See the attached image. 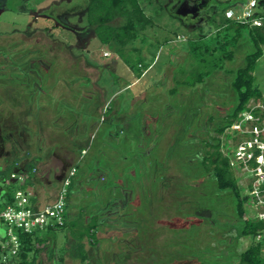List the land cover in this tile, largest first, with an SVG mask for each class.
Here are the masks:
<instances>
[{
    "label": "rangeland",
    "instance_id": "1",
    "mask_svg": "<svg viewBox=\"0 0 264 264\" xmlns=\"http://www.w3.org/2000/svg\"><path fill=\"white\" fill-rule=\"evenodd\" d=\"M237 1L239 3L230 5L234 13H240L249 0L242 4V0ZM255 1L253 13L263 11V0ZM86 2L87 0H0V79L8 78L11 82L21 83L19 93H7V101L1 105L5 108L17 98L20 108L23 109L21 119L29 130L33 124L35 108H39L36 113L41 115L46 107L55 108L57 111L69 109L73 104L69 106L64 101L70 98L67 91L59 92L63 99L61 101L52 94H39L34 90L33 93L29 92L30 100L26 101L21 92L28 78L39 82V77L45 78L49 73L47 68H50V73L54 68L55 74L69 77V74H65L66 69H58V66L52 65L60 63L51 61L48 64L53 58L57 61L83 58L90 63L71 70L77 73L74 76L81 75L79 77L87 81V90L90 88L89 78L93 82L96 79L98 83L92 84V88L97 91L96 94H101L102 104L99 109L103 111L109 103L111 110L103 113L106 119L99 126L95 142H90L91 147L88 148L84 160L86 165H92V162H96L94 158L99 150L104 151L108 157L114 152L126 157L116 164L124 170L119 180L127 183L126 186L129 185L126 192L132 195L128 203L122 201L124 199L121 196L117 200L122 199L124 211L133 216H136V211L142 206L147 222L143 233H136L134 229H128L125 233L119 223L109 225L104 233L98 234L100 240L97 245L92 247L86 243L89 256L84 262L72 255L74 240L70 234L74 230L73 223L72 226L68 223L52 232L46 230L47 252L45 253V249L39 251L35 264H216V261L221 264H234L235 257H222L226 256V253L222 254L225 243L232 242L238 231L229 195L216 191L213 182L207 188L200 179L202 184L200 183L201 191L198 193L210 196H206L204 202H212L214 214L210 221L192 216L189 205L197 200L198 194L195 181H188L191 168L184 161H190V157H184L183 147L191 139L216 135L213 130L215 122L235 102L230 88V69L242 64L243 54L251 46L243 43L241 48L235 49L237 51L232 59L217 63L211 60L206 67L208 73L202 82L192 87L178 84L177 91L173 94L168 90L177 83L175 77H170V69L169 72L166 71L168 65L176 73L181 68H190L193 64V72L184 77L190 79L201 70L196 59L185 55V48L190 39L198 34H205L204 41L212 40L216 26L223 18L222 12L225 8L230 9L227 8L229 5L226 7L225 0H139L144 12L154 21L152 25L144 27L149 31L146 38L151 42L153 62L145 70L140 82L130 88L123 87L113 98L114 90L134 78L133 74L136 73L124 65L111 44L102 43L92 31L86 34ZM113 21L118 23L121 19L116 18ZM54 22L56 30H52ZM253 23L259 24L260 20L254 19ZM165 38L168 40H164ZM156 40L163 41L159 49ZM178 47L184 49L182 56ZM103 50L109 52L108 56L102 55ZM127 55L131 59L137 56L131 51ZM150 62L147 60L146 64ZM43 66L46 73H43ZM253 75L261 94L259 99H250L249 103L254 100L264 104V46L263 55L258 58ZM14 84L16 83L13 82ZM100 87L105 90L101 91ZM3 90L4 85H0V97L5 99L6 91ZM137 92L141 94L132 102L130 97ZM87 93L83 91L84 98ZM93 99H97L95 95ZM46 100L53 102L47 106ZM30 107L34 110H30ZM118 108L122 118L120 122L124 124L121 126L122 133L114 130L115 134L111 135H117V141H114L112 137H105L104 133L110 129L107 119ZM7 124L11 126L14 122L8 121ZM2 133L0 131V152L5 142L2 140ZM57 133L62 136L59 131ZM24 134L25 142L35 133L32 135L27 131ZM219 137L224 140L223 135ZM39 138H46V132H42V129L39 131ZM105 140H111L112 147L106 146ZM139 145L144 147H138ZM137 147L144 154L138 160L135 157ZM221 149L226 151L227 148L222 146ZM98 159L104 165L108 162L100 154ZM63 160L58 167L65 168L69 164L65 158ZM82 161L77 163L79 173L82 169L85 172V163ZM46 167L47 164L42 165L40 171L44 169L45 173ZM99 167L101 169L94 175L92 167H88L91 169L90 174L87 172L81 175L86 182L80 181L79 185L74 183L75 191L72 188L74 192L69 199L68 194L65 197L67 209L74 211L80 218L82 215L85 221L86 217L90 218L92 210L104 206L107 200L114 197L111 195L114 191L110 190L112 184L107 188L108 183H111V179L107 177L110 165ZM232 170L241 191L245 192L246 179L241 175V169L232 165ZM102 171L105 175L107 172V175ZM125 174L127 179H124ZM19 186V181H16L12 189ZM245 206L246 215L250 216L255 212L251 204L246 202ZM83 221H80L81 224ZM6 226V223L0 222V229L4 230ZM236 237L235 250L239 252L253 241L261 239L262 235L254 238Z\"/></svg>",
    "mask_w": 264,
    "mask_h": 264
},
{
    "label": "trees",
    "instance_id": "2",
    "mask_svg": "<svg viewBox=\"0 0 264 264\" xmlns=\"http://www.w3.org/2000/svg\"><path fill=\"white\" fill-rule=\"evenodd\" d=\"M225 2L226 7L236 2L239 3L237 0H225ZM245 2L246 0H242L241 4ZM261 4L263 5V11L252 13L246 20L226 17L224 9L222 12L223 18L219 25L216 26L214 34L212 35V40L204 41L203 38L205 34H198V36L192 37L187 48H185L187 52L185 55L189 56L190 59H196L201 66V70L190 79H185L184 77L189 76V74L193 72V64H191L190 68H181V73L174 72L173 77H175V83L177 84L168 90L173 94L177 91L178 84L192 87L202 82L208 73L206 67L209 66L211 60L217 63L218 61L221 62L223 60L232 59L243 43L251 46V49L243 54L242 64L235 69H230V88L235 96V102L233 106L215 122L213 130L216 135L191 139V141H187V144L183 147V152L185 153L184 157H190V161H184L186 166L191 168V172L189 173L191 177L189 178L188 176V181L206 177V175L209 174V181L215 183L216 191L229 195L238 228L236 236H251L254 238L256 235H262L261 239L253 241L239 252L235 250L236 236L232 242L225 243L222 254L226 253V256L223 255L222 257L226 259L235 257V261H233L234 264H264V219L245 217V203L247 202L248 196L245 192L241 191L240 185L237 183V179L232 170V164L229 160L228 151H223L221 149L222 146H225V141L219 137V135L228 136L225 134V130L232 123L238 112L245 108L246 103L250 99L257 100L261 94L259 86L254 82L253 75L256 62L258 58L263 55L264 0ZM85 9L86 22L97 38L102 43L111 44L122 61L131 70L135 71L137 76H140L143 70L149 66V63H141L142 59L137 53H135L137 54L135 59L129 58L127 55L129 51L132 52V50H136L137 48L133 47V49L129 47V49L128 46L131 42L140 37L144 27L152 25L154 21L150 15L144 12L142 6L139 4V0H87ZM116 18H120L121 21L114 23L113 20ZM254 19H259L260 23H253ZM164 40H168V38ZM126 47L128 49H126ZM235 49L237 50L235 51ZM34 68L36 69V66ZM42 68L44 69L43 73H46L44 72L46 68L44 66ZM47 70H49V73H47L45 78L39 77V83L35 82L32 78H28V82L25 85L22 84L24 85L23 95L28 101L30 100L28 95L30 94L29 92L32 86H36L40 89L43 88L42 86H45V79L48 75L52 74V71L50 73V68H47ZM53 71H56V69L53 68ZM36 72L38 73V71ZM105 110L104 113L111 110L109 103L106 105ZM97 118L99 119V116H97ZM14 119V117H7L6 119V116L0 114V131L3 132V141L10 135L14 137L13 125L8 126L7 124L8 121L14 122ZM120 132L122 133V131ZM196 145L197 147H195ZM135 150L136 159H141L144 154L138 147ZM97 153V156L95 155L96 157L94 158L96 162H92V165L88 167H92V173L94 175L101 169L99 167L100 165H102V168L110 165L108 171L109 175H107V172L106 175L111 179V183L109 182V186L107 187H111L110 184H112V187L119 189L118 192L113 195L114 197L112 200H107L104 206L92 210L90 218L88 219V217H86V221L82 215L81 218L76 215L74 219L67 221L65 212V222L62 225L45 227L47 231L52 232L57 228L64 227L68 223L72 226L73 223L74 230H71L70 234L74 240L72 255L78 258L80 262H84L89 256L85 246L86 243L90 244L92 247L97 245L100 240L98 234L104 233L106 231L105 228L109 225L114 226V224L119 223V227L125 233L126 231L128 232V229H134L136 233H143L145 232V224L147 222V215L142 209V206L136 211V216L125 212V208L122 206L124 203H122V201H125V203L129 201L126 192L122 193L127 183L119 180L123 168L116 163L121 161V159H126V157L120 153L116 154V152H114L111 157H108L102 150H99ZM196 153H198L197 156ZM99 154L107 158L108 162L105 165L99 161ZM26 155L30 156L29 152H27ZM15 162L16 161L13 159L7 165L0 168V206L12 202L16 190H25V187L29 184L34 173L36 159L31 157L26 159L23 164V178L22 181L19 182L20 186L16 189H12L14 183L18 181V175L15 173L16 171H14L17 166ZM103 173L105 175V172ZM12 174H14V176H12ZM99 174L101 173L99 172ZM124 179H127L126 174ZM70 187L71 184L67 194L70 193ZM118 196H121L124 200L119 198L120 200L118 201ZM206 196L209 195H206V193H198L197 200L192 201L189 208L191 209L192 216L210 221L214 211L212 202H204ZM80 221L84 223L81 224ZM75 224L77 227H75ZM36 231L37 230L32 232L18 231L19 246L14 253L10 252L9 245L2 244L5 238L3 234L0 238V264H35V258L38 252L46 245V236H38ZM188 231H186V233ZM216 264H221V262L219 263L216 261Z\"/></svg>",
    "mask_w": 264,
    "mask_h": 264
},
{
    "label": "crops",
    "instance_id": "3",
    "mask_svg": "<svg viewBox=\"0 0 264 264\" xmlns=\"http://www.w3.org/2000/svg\"><path fill=\"white\" fill-rule=\"evenodd\" d=\"M227 8H230V6ZM56 29L57 28L55 27V22H54L52 24V30H56ZM91 31L92 29L89 25L88 27H85V32L87 35ZM148 32L149 31H147L146 28H143L140 37L134 40L133 42H131L128 48L129 47L137 48L136 50H132V52L137 53L141 57L142 59L141 63H146L147 60L151 61L149 64L150 66L151 63L153 62L154 57L153 58L151 57L153 55L152 46L150 44L151 42L146 38ZM65 41L68 40L65 39ZM156 41L158 45L157 49H159L163 41L161 40H156ZM177 49H179L178 51L180 52V56H182L184 49L182 47H178ZM108 54H106V56H108ZM102 55H104L103 52ZM75 59L76 60H68V61H57L54 58L50 59L49 60L50 62L48 64L52 63L51 61L60 63V65L59 64L57 65L52 64V65L54 67L58 66L57 67L58 69L59 68L66 69L67 72L65 74L67 75L69 74V77L68 76L66 77V75H62V74H55L56 71H52V74L48 75V77L45 79L46 84L44 83L45 86L42 89L36 86H32V89H30V93H33L34 90H37L39 94L40 92L42 93L44 92V94L46 93L52 94L61 101H63V99L62 97L60 98L59 92L67 91L70 94V98L64 99V101L67 102L69 106L72 103L73 107L70 106L71 108L66 110L58 109L57 111L55 110V108L51 109L46 107V109L42 110V113H40L41 115H37L36 113L39 111V108H35L34 110V108L30 107L29 108L30 110H34L33 112L34 120L29 130L27 129L26 125H24L23 119H21L22 117L21 114L23 109L20 108V102L17 101V98H15L16 101L12 102L10 105L6 106L5 108H3V106L1 105V103L7 101L6 98L8 97L7 93H10L11 95L13 94V92L16 91L17 93H19L20 90L19 86H21V84L16 81L11 82L10 79L8 78L0 79V85H4L3 91H6L5 99L1 96L0 114L6 116V119L7 117L15 118L13 125L14 137L10 135L9 137L5 138L4 140L5 142L3 143L2 146V151L0 152V168L4 167L14 159L16 161L15 164L17 165L14 171H16L15 173H17L18 175L17 176L18 181L21 182L23 178L22 170H23L24 162L26 161V159L34 157L36 159L34 173L30 179L29 184L25 187V190L31 192L32 194L31 201L37 205L50 202L55 198L62 178L64 177L67 170L71 166H75L76 171L74 176L72 177L70 193L68 194L67 198L69 199L71 193L75 191L74 183L75 185H79L80 181L86 182V179H84L81 175L87 172L88 174H90V170L88 168V165H86V160H84L85 158L84 156L88 153V148L91 147L90 142L91 141L92 143L95 142V138L98 135L99 126L102 125L105 119L103 113L106 110L104 109L103 111H100L99 109V106L102 104V99L100 96L101 94L100 95L96 94L97 91L92 88V84L98 83L96 82V79L93 82L87 75H84L85 77L89 78L90 88H88L89 90H87V87L85 86V83L87 84V81L80 78L79 76L81 75L74 76L77 75V73L72 72L71 70L72 68H79L81 66L90 63H88L83 58H75ZM120 60L122 59L120 58ZM124 65L128 69H130L125 63ZM148 67L143 70L140 76L133 74L134 78L130 79L120 88L114 90V92L112 93L113 98L114 96L118 95L119 91L123 87L130 88L133 85L140 82V80L146 73ZM172 68L173 67L171 65L166 66V71L170 69V72L169 71L168 72L171 78L173 77ZM165 77H166V72H165ZM13 82H15L16 84L13 85ZM100 90L103 91L105 89L103 87L102 88L100 87ZM83 91L89 93V94L87 93L85 98L83 97L84 95ZM23 92L24 90L21 92L22 95L24 94ZM140 94L141 92L134 93L132 97H130L132 98V102L134 98H136ZM94 95L96 96L97 99H93ZM52 102L53 101L50 102L49 100H46L47 106L49 103L51 104ZM97 116H99L98 120H97ZM123 118H125V116H123ZM120 119L122 118L119 115V108L115 111L113 110L110 117L107 119V121L109 120L110 123V129H107L106 132L104 133L106 135L105 137L107 136L108 138L112 137V140L115 139L114 141H117L118 138L116 137L117 135L116 136H111V135L115 134L114 130L119 132L122 131L121 126L124 123L122 124L120 122ZM40 129H42V132L44 131L46 132L45 139L39 138ZM27 131L30 132V134L32 135L34 133L35 134L32 136L30 140L24 142L23 135H25L24 133H26ZM58 131L62 136H60L57 133ZM63 132L65 134H63ZM105 142H106V146L112 147L111 140H105ZM138 147H144V146L139 145ZM27 152H29L30 156L26 155ZM63 158L68 160L69 164H67L65 168L60 166L58 167V164L62 163L61 161H64ZM81 161L85 163L86 168H85V172L82 169L80 171L81 173H79L77 172L78 171L77 163ZM45 164H47L46 167L47 171L44 173L43 172L44 169L43 170L41 169L40 171V167H42V165ZM12 176H14V174H12ZM52 180L54 181V183H52ZM128 186L129 185L126 186L125 190H122V193L126 192L129 189ZM72 188L74 191L72 190ZM110 189L111 191H114L113 194L111 193V195H115L119 190L118 188L113 189V187H111ZM129 193L130 192H126L128 199H130V196L132 195V193L131 194ZM75 216L76 214L74 213V211L69 210L66 207L67 221H71L72 219H74ZM46 230H47L46 228L37 230L36 234L38 236H46L47 233ZM40 232H43V234L41 235ZM3 234H4V230L0 229V238L3 236ZM47 239L48 237L46 236V242H45L46 245L42 249H45L47 247L48 245ZM44 251L45 253L47 252L46 249ZM50 254L52 255L53 253L51 252Z\"/></svg>",
    "mask_w": 264,
    "mask_h": 264
},
{
    "label": "built area",
    "instance_id": "4",
    "mask_svg": "<svg viewBox=\"0 0 264 264\" xmlns=\"http://www.w3.org/2000/svg\"><path fill=\"white\" fill-rule=\"evenodd\" d=\"M255 2L249 0L240 13L227 9L225 16L246 20L253 13ZM103 54L108 52L104 51ZM249 102L226 128L225 134L228 136H224V141L230 163L241 169V175L246 179L247 203L255 209L252 215L245 214V217L264 219V104L254 100ZM75 171V166L67 170L55 198L50 202L37 205L31 201L30 191L18 189L12 202L0 206V222L7 225L2 244L9 245L11 253L19 246L18 231L32 232L65 222V197Z\"/></svg>",
    "mask_w": 264,
    "mask_h": 264
},
{
    "label": "flooded vegetation",
    "instance_id": "5",
    "mask_svg": "<svg viewBox=\"0 0 264 264\" xmlns=\"http://www.w3.org/2000/svg\"><path fill=\"white\" fill-rule=\"evenodd\" d=\"M197 155H198V153H196V156H197ZM200 179H201V181H203V183H205V186H207V188H208V187H209V183H210V181H209V180H210V175L207 174L206 177H200V178H196V179H194V181H195V185H196L195 188H196V191H197L196 193H197V194H198L199 191H201V190H200V186H201L200 183H201V182L199 181ZM201 184H202V183H201ZM205 188H206V187H205Z\"/></svg>",
    "mask_w": 264,
    "mask_h": 264
}]
</instances>
